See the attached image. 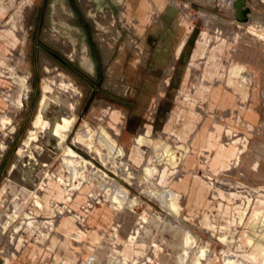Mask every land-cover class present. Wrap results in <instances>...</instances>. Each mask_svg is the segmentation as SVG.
<instances>
[{
	"label": "rangeland",
	"instance_id": "374dc122",
	"mask_svg": "<svg viewBox=\"0 0 264 264\" xmlns=\"http://www.w3.org/2000/svg\"><path fill=\"white\" fill-rule=\"evenodd\" d=\"M154 1L0 0V264H264V0L246 24L236 0ZM173 24L193 54L157 70ZM61 79L58 150L38 116ZM67 147L91 164L72 181Z\"/></svg>",
	"mask_w": 264,
	"mask_h": 264
},
{
	"label": "bare ground",
	"instance_id": "6f19581e",
	"mask_svg": "<svg viewBox=\"0 0 264 264\" xmlns=\"http://www.w3.org/2000/svg\"><path fill=\"white\" fill-rule=\"evenodd\" d=\"M236 6V5H235ZM254 16L251 14V21L253 20ZM257 20V19H256ZM19 26V25H18ZM20 29V28H19ZM18 29V30H19ZM19 32H17L18 34ZM27 37V36H26ZM25 37V38H26ZM18 39V38H17ZM16 42V41H15ZM25 42V41H24ZM27 44V43H26ZM20 45V44H19ZM21 46V45H20ZM24 56V55H23ZM20 59V58H19ZM50 66V65H49ZM54 66V65H52ZM57 66V65H56ZM51 68V67H49ZM53 68V67H52ZM51 68V69H52ZM57 68V67H56ZM50 69V70H51ZM16 70V69H15ZM49 70V71H50ZM54 71V70H53ZM51 71V73L53 72ZM56 71V69H55ZM60 71V70H59ZM16 74V73H15ZM24 75V74H23ZM60 75V74H58ZM67 75V74H65ZM52 76V75H51ZM55 76V75H54ZM53 76V78H55ZM62 76V75H61ZM68 76V75H67ZM27 77V76H25ZM63 77V76H62ZM52 78V77H51ZM27 79V78H26ZM50 79V78H49ZM57 79V77L55 78ZM59 79V78H58ZM64 79V78H63ZM73 79V78H72ZM25 81V80H24ZM55 81V80H54ZM17 82V81H16ZM56 82V81H55ZM54 82V83H55ZM60 84L57 86H54L55 84L49 83L46 86L45 94L42 98L41 105H40V111H39V118L38 121L44 125L45 134L49 139V142L51 143L53 139L56 140V143L54 144L55 148L60 150L65 145V140L68 138L70 133L72 132L74 126L76 117H74L72 108L75 105L76 100V93L73 91L75 90V86L70 81L67 80H59ZM23 84V83H22ZM21 84V85H22ZM24 85V84H23ZM77 85V83H76ZM78 86V85H77ZM29 87V86H28ZM24 89V88H23ZM21 90V89H20ZM29 90V89H28ZM26 91V90H25ZM22 92V91H21ZM78 93V92H77ZM18 97V95H17ZM107 107V106H106ZM9 116V115H8ZM10 117V116H9ZM37 121V122H38ZM36 123V122H35ZM88 123V122H87ZM38 124V123H36ZM41 124V125H42ZM3 125V124H2ZM42 125V126H43ZM86 127V126H84ZM38 129V128H37ZM43 130V129H41ZM81 131V130H80ZM84 131V130H82ZM98 131V130H97ZM36 132V131H35ZM42 132V131H41ZM99 132V131H98ZM97 132V133H98ZM39 134V133H38ZM38 134L36 136H38ZM35 135V134H34ZM97 135V134H96ZM99 135V133H98ZM34 137V136H33ZM84 134L82 132H79L78 135L75 137V141L81 143V140L84 138ZM104 137V136H100ZM35 140L37 137H34ZM103 139V138H102ZM105 141V140H104ZM103 142V141H102ZM112 142V141H111ZM104 143V142H103ZM88 145V144H87ZM108 145V144H107ZM159 145V144H158ZM92 147V145H90ZM89 146V147H90ZM94 146V145H93ZM112 146V145H111ZM87 147V148H89ZM90 147V148H91ZM97 147V146H96ZM38 148V147H37ZM89 148V149H90ZM112 148V147H111ZM157 148V147H156ZM108 149V148H107ZM88 150V149H87ZM103 151V150H102ZM112 151V150H111ZM109 152V151H108ZM62 153V152H61ZM66 157H65V165L68 169V172L70 174L69 178H72L74 180L78 176H82L84 173L85 168H87L88 160L84 157L77 154L73 149L67 147L66 148ZM241 155V154H240ZM60 156V155H59ZM63 156V155H62ZM101 156V155H100ZM100 159L107 163V160L105 158V155L101 156ZM40 163L38 164H30V167L33 170H36ZM38 169V168H37ZM88 170V169H87ZM91 170V169H90ZM21 178H24V172L20 171ZM36 179V178H35ZM120 193L125 194L127 191L125 189H120ZM161 191V190H160ZM160 193V192H159ZM157 194V193H156ZM118 195V194H117ZM162 195V194H161ZM165 196V195H164ZM167 196V195H166ZM168 197V196H167ZM170 197V196H169ZM120 199V198H119ZM123 200V198H121ZM161 199V198H160ZM114 200V199H113ZM168 200V199H167ZM115 201V200H114ZM118 201V200H117ZM118 205V203H117ZM64 227L67 228V230H72L74 228V223L71 219H67L63 223ZM188 248V247H187ZM190 249V247H189ZM188 253V252H187ZM218 256V255H217ZM220 259V258H219ZM227 259V258H226ZM225 260V259H224ZM184 261V260H183ZM255 261V260H254ZM229 262V261H228ZM240 263V262H239ZM243 263V262H242ZM259 264V263H258Z\"/></svg>",
	"mask_w": 264,
	"mask_h": 264
},
{
	"label": "crops",
	"instance_id": "0c3cea01",
	"mask_svg": "<svg viewBox=\"0 0 264 264\" xmlns=\"http://www.w3.org/2000/svg\"><path fill=\"white\" fill-rule=\"evenodd\" d=\"M166 0H155L154 3L156 6H163L162 8H165L167 7V4H166ZM248 2V7L250 8V17H251V14L253 12V9L250 7V4H249V0H247ZM142 5V4H141ZM141 5L140 3L138 4H135L132 8L133 11H138L140 12V8H141ZM144 7H145V10L147 11V13H149L150 11V2L149 0H146V2L144 3ZM164 9V11L166 12V10ZM181 9V8H180ZM178 12L180 13L181 11L178 10ZM149 16V15H148ZM140 18V16H139ZM149 19H150V16H149ZM237 20V18H236ZM238 21V20H237ZM250 21H251V18H250ZM249 22H240L242 24H246V23H250ZM140 23V22H138ZM140 24H145L144 22H141ZM165 21L163 20V25L164 27L166 26L165 25ZM173 29H175V31L178 33V36H179V40L176 42V41H167L166 39H163V45L161 47L158 48L157 52H156V56H160L161 58H159L157 60V65H156V69L157 70H160V69H164L163 66H165L167 63H169V61L171 60L172 56H191L193 53V46H195L194 44H192L190 42V40H186V36L188 35L187 33V28L186 26H184V24L178 28H176V26L173 24L172 26ZM167 37V36H166ZM195 48V47H194ZM224 91V90H223ZM234 90H232L231 88L226 89L224 92H228L230 94H232V97L230 96L228 102H227V105H224L221 101V103L223 104V106L225 107H234L236 104H237V97L234 96V93L232 92ZM229 94V95H230ZM249 117V120L251 121H255L257 116H256V113L255 112H251L249 113L248 115Z\"/></svg>",
	"mask_w": 264,
	"mask_h": 264
},
{
	"label": "water",
	"instance_id": "95a60500",
	"mask_svg": "<svg viewBox=\"0 0 264 264\" xmlns=\"http://www.w3.org/2000/svg\"><path fill=\"white\" fill-rule=\"evenodd\" d=\"M237 8L236 18L240 22H249L250 21V8L248 7L247 0H236L235 2Z\"/></svg>",
	"mask_w": 264,
	"mask_h": 264
}]
</instances>
